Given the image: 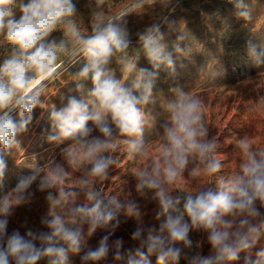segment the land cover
Returning a JSON list of instances; mask_svg holds the SVG:
<instances>
[{"label": "clouds", "instance_id": "obj_1", "mask_svg": "<svg viewBox=\"0 0 264 264\" xmlns=\"http://www.w3.org/2000/svg\"><path fill=\"white\" fill-rule=\"evenodd\" d=\"M143 3L144 0H138ZM236 15L244 20L252 18L246 0H231ZM107 0H92L91 34H82L77 25L76 5L73 0H0V48L7 55L0 60V179L7 169L6 155L17 147V137L28 131L33 110L42 107L41 97L50 80L67 61L82 56L86 61L75 74L76 90L83 91V81L91 80L92 87L85 98L70 97L65 107L50 112L52 131L50 143L75 145L71 152H63V160H52L50 167H34L30 174L21 176L10 200L0 198V264H67L68 254L80 253L82 264H97L110 254L114 260L127 255V264H178L181 257L188 264H225L239 259L241 252H250L264 233V149L253 146L251 138L243 136L236 141L241 154L239 168L228 176H218L221 159L216 154V138H208L204 123V101L189 91L174 89L175 98L166 105L167 116L161 125L162 141L158 157H150L134 172L136 191L150 194L158 209L155 219L158 227L145 230L139 205L134 199H121L98 188L108 179L109 169L118 163L113 157L120 145L126 148L127 158L135 162L147 154L145 129L150 121L144 106L153 102V88L163 68L176 74V60L168 50L165 33L160 24H153L138 34L139 44L152 70L137 69L136 59L126 56L120 60V71L127 70L130 83L117 78L109 67L117 57L129 50L131 40L120 16L105 20ZM171 0H161L168 7ZM21 13L16 18V10ZM125 16V15H124ZM123 16V17H124ZM170 30L174 21L163 17ZM57 29L63 38L49 40ZM183 35L177 36L182 41ZM76 45L75 48L73 46ZM177 54H185L179 44ZM249 58L256 65H264V47L258 49L247 42ZM62 58L59 68L58 61ZM134 92H139L135 95ZM18 112L14 119L13 112ZM89 122L93 127H89ZM115 126V131L113 129ZM98 131L99 135H93ZM76 153H79L77 156ZM79 164L75 184L70 169ZM194 165L189 169V165ZM199 178L201 171L215 177L216 190L201 187L186 195H173L178 179ZM38 182V189L46 192L49 210L41 217L47 231L27 229L7 234L13 209L30 201L29 191ZM83 194V203H77ZM259 202L260 207H257ZM135 218L137 227L131 239L138 246L123 251L124 241L112 239L121 223L120 217ZM87 225V231L84 226ZM98 229L105 230L97 247L88 246V238ZM204 231L212 254L188 255L193 241L190 233ZM245 258V264H264V249Z\"/></svg>", "mask_w": 264, "mask_h": 264}, {"label": "rangeland", "instance_id": "obj_2", "mask_svg": "<svg viewBox=\"0 0 264 264\" xmlns=\"http://www.w3.org/2000/svg\"><path fill=\"white\" fill-rule=\"evenodd\" d=\"M26 3L27 0H24ZM251 8L252 18L244 20L236 15V8L231 0H171L168 7L161 5V0H107L104 6V19L111 20L120 16L126 25L131 44L129 50L120 54L109 65L122 83H130V74L127 70L120 71V60L126 56L129 61L136 59L137 69L152 70V65L141 49L138 34L153 24H160L165 33V42L168 50L173 52L176 60V74L170 75L165 69L159 71V76L153 88V102L144 106L146 118L150 124L145 129V138L148 140L147 154L140 156L135 162L127 158L126 148L120 145L114 159L118 161L109 169L106 181L98 184L100 191L116 195L121 199H134L141 212V219L145 230L153 226L158 227L160 221L155 219L158 209L157 203L150 194L141 195L136 191L134 172L147 163L150 157H158L162 141L159 133L167 112L166 105L175 98L174 89L189 91L193 96H199L204 101V123L208 127V138H216L218 147L216 154L223 165L218 176H228L239 168L241 154L236 141L243 136L251 138L254 147L264 149V139L255 141L254 135L258 131L264 135V65H256L248 56L247 42L251 40L258 49L264 47V0H246ZM76 5V22L82 34H91L92 14L94 11L92 0H73ZM16 10V18L20 16ZM125 15V16H124ZM124 16V17H123ZM174 21L172 30L163 22V17ZM183 35L182 41L177 36ZM62 30L54 31L49 40H61ZM184 49L185 54H177L175 46ZM76 45L73 46L75 48ZM7 55L5 48H0V60ZM62 58L58 61L59 68ZM86 61L82 56L67 61L64 70L61 69L50 80L49 87L41 97L42 107L37 106L32 113L33 119L28 131L17 137L19 144L6 155L7 169L0 179V198L12 204L17 200H10L21 176L28 175L37 166L50 167L51 161H62L63 152H71L75 145L55 144L47 140L51 133L50 112L65 107L70 97L85 98L86 92L91 89V80L83 81L84 90L77 91L78 77L75 74L83 67ZM139 95V92H134ZM14 119H18V112H13ZM89 127H93L89 122ZM115 131V126L113 125ZM254 134V135H253ZM93 135H99L98 131ZM254 138V139H253ZM262 146V147H261ZM78 156L79 153H76ZM194 165L190 164L189 169ZM79 164L73 165L70 171L72 179L66 183L68 187L75 184L79 177ZM215 177L201 171L199 178L189 177L184 173V179H178L173 195L195 193L201 187H211L216 190ZM34 195L29 202L14 207L13 214L8 218L7 234L19 230L23 235L27 229L47 231L41 225V217L46 215L49 205L46 192L38 189V182L29 189ZM83 194L77 203H83ZM259 208V202H257ZM264 212V208H261ZM121 223L112 236V239L121 238L124 241L123 251L135 249L138 241L131 239L132 232L137 227L135 218L120 217ZM87 231V225L84 226ZM106 234L105 230L98 229L88 238V246L95 248L100 238ZM208 233L193 231L190 238L193 241L188 255L212 254L211 245L207 240ZM264 249V233H262L250 252H241L239 259L225 264H245V258L251 256L256 259L255 253ZM80 253H69L67 264H82ZM151 264H156V257H150ZM38 264H48V259H41ZM97 264H127V255L122 260H114L110 254ZM178 264H188L184 257Z\"/></svg>", "mask_w": 264, "mask_h": 264}, {"label": "bare ground", "instance_id": "obj_3", "mask_svg": "<svg viewBox=\"0 0 264 264\" xmlns=\"http://www.w3.org/2000/svg\"><path fill=\"white\" fill-rule=\"evenodd\" d=\"M254 135V134H253ZM255 141L258 143V141H261L264 139V135L260 134L258 131L254 135ZM253 138V139H254ZM262 147V146H261Z\"/></svg>", "mask_w": 264, "mask_h": 264}]
</instances>
